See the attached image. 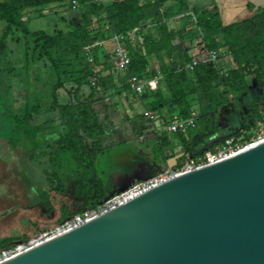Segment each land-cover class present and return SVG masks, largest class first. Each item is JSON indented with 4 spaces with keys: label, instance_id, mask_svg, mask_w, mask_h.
<instances>
[{
    "label": "rangeland",
    "instance_id": "obj_1",
    "mask_svg": "<svg viewBox=\"0 0 264 264\" xmlns=\"http://www.w3.org/2000/svg\"><path fill=\"white\" fill-rule=\"evenodd\" d=\"M186 3L189 7L207 4L205 0ZM25 11L27 29L47 36L65 34L81 24L82 7L71 10L68 5H48ZM164 16L159 11L149 12L147 21L139 24L146 26L143 40L136 38V42L142 40V46L131 48L146 62L145 70L139 73L144 103L161 116H169L173 107L192 112L194 127L158 139L149 133L140 106L125 88L109 38L98 42L100 46L94 43L81 48L79 58L69 54L66 45L53 51L61 64H69L70 77L55 92L56 104L65 109L43 113L50 105L54 83L49 62L32 39L17 31L8 35L7 51L0 58V76L9 110L22 127L15 147L3 141L7 128L1 121L0 95V260L167 177L168 172L182 166L187 154L214 151L227 137L247 141L255 136L251 128L261 106L258 83L264 80V71L254 72L251 61L233 63L223 51L210 61L198 37L183 44L195 63L212 65L219 76L229 79L228 85L218 89L227 90L222 96L226 104L220 103L216 109L191 82L190 71L186 72L187 81L172 91L162 80L153 84L149 68L158 70L157 61L164 60L166 44H179L175 38L181 28L179 19L171 15L162 21ZM3 27L0 21V36ZM82 122L97 125L105 133L86 129ZM63 147L65 151H56Z\"/></svg>",
    "mask_w": 264,
    "mask_h": 264
},
{
    "label": "water",
    "instance_id": "obj_2",
    "mask_svg": "<svg viewBox=\"0 0 264 264\" xmlns=\"http://www.w3.org/2000/svg\"><path fill=\"white\" fill-rule=\"evenodd\" d=\"M0 264H264V140L152 184Z\"/></svg>",
    "mask_w": 264,
    "mask_h": 264
},
{
    "label": "trees",
    "instance_id": "obj_3",
    "mask_svg": "<svg viewBox=\"0 0 264 264\" xmlns=\"http://www.w3.org/2000/svg\"><path fill=\"white\" fill-rule=\"evenodd\" d=\"M68 1L4 0L0 2V21L4 24L3 32L0 36V58L7 51L6 38L11 32L17 31L23 38L32 39L36 42L39 52L49 62L54 83L50 89V105L47 109L43 110V113L65 109V106H58L56 104L55 92L61 89L62 85L70 77L67 74L69 64H61L59 59L53 56V51L57 47L66 45L65 47L70 49L69 54L79 58L81 48L110 38L112 33L125 37L127 33L137 31L138 36L142 37L143 40V31L146 26L139 24L147 21V14L152 11L164 13V18H161L162 21L174 15L179 19L181 24V28L175 36L179 40V44H166L164 60L158 58L157 61L158 70H155L153 67L149 68L150 78L158 74L160 76L159 80L163 81L164 86L169 91L185 83L188 78L186 72L190 71L191 82L205 94L206 98L211 99L214 104V108L212 109H216V106H219L220 103L226 104V98L223 97L227 90L221 89V92L218 91L219 87L229 84V79L226 76H219L216 68L205 62H197L191 69L186 68L193 60L185 48H183V44L197 37L202 42L204 49L215 51L217 57L219 56V51H223L221 53H226L233 63L244 64L245 61H251L255 67L254 72L257 70L264 71V9L256 11L248 19L222 26L219 21L217 7L212 0L204 6L193 7H189L186 0H142L141 2L140 0H105L104 11L110 25L109 29L104 25L105 17L103 16V9L100 3L93 2V0H76L78 7H82L80 14L81 24L74 26L72 30L61 35L47 36L43 31H30L27 29L26 20L23 19L25 10L38 11V9L48 5L69 6ZM165 7L169 9L164 10ZM142 40L139 39L140 42H136L135 40L133 43L123 41L124 47L130 57L129 71L140 79L139 73L145 70L146 62L144 59L136 57L132 53L131 48L142 46ZM85 73L90 74V70H86ZM79 79L83 81L84 76L79 77ZM261 83L264 84L263 79L258 84ZM125 88L128 91L126 85ZM6 91L0 76V95L3 97V119L1 121H3V128H7L3 130L6 132L3 134V141L14 146L22 125L20 124V120H17L15 115L9 110ZM142 98L144 101L145 94H142ZM148 109L158 114L154 108ZM172 109L169 115L176 113L182 118L189 116L188 111L181 112V110L175 107ZM253 111H255L254 108ZM256 119H258L257 114ZM82 125L86 129L96 131L99 135L105 133L97 125H88L85 122H82ZM162 136H166V134ZM65 150L66 148L63 147L58 148L56 151L60 153Z\"/></svg>",
    "mask_w": 264,
    "mask_h": 264
},
{
    "label": "built area",
    "instance_id": "obj_4",
    "mask_svg": "<svg viewBox=\"0 0 264 264\" xmlns=\"http://www.w3.org/2000/svg\"><path fill=\"white\" fill-rule=\"evenodd\" d=\"M93 2L100 3L103 9V16L105 17L104 25L110 29V25H109L108 20L106 19V14L104 11L105 0H93ZM68 4L71 10H74L78 7L76 0H69ZM137 36H138V32L135 31V32L127 33L125 37L121 35H115L114 33H112L111 37L109 38L114 44L113 55L115 57L116 66H117L118 71L124 77V83L127 86L128 93L130 94L131 97L134 98L136 104L140 106V115L142 119L144 120L145 124L148 126V131L151 134V136L158 139L163 134L172 135V134H177V133H184L187 129L194 127V117H193L194 114L192 112L189 113V116L187 118H182L178 116L176 113H173L169 116H161L157 114L156 112H152L145 106V103L142 98L143 82L141 81L140 78L130 73L129 71L130 57L123 44L124 40L133 43L136 40ZM97 45L100 46V43H97ZM85 51H86L85 54L88 57V61L91 62L92 56L89 52V49L86 48ZM216 57H217V54L215 51L207 52V58L210 61H214ZM194 64L195 62L192 61L191 64L186 66V68L191 69V67ZM152 78H153L152 79L153 84H156L159 81L160 76L157 74L156 76ZM259 95L261 96V106L257 111L258 119L256 120L255 124L251 128V130H253L255 133V136L253 138H250L249 140L245 141L243 137H238V138L227 137L221 142L220 146H218L214 151H209V152H206L203 154H197V155L187 154L185 155L182 166H180L176 170H172L171 172H168L169 175L167 177L159 179L157 182H160L162 180L177 176L179 174L189 172L197 168L223 160L234 154L239 153L242 149H244L245 147L249 145L263 141L264 140V84L262 83L259 84ZM147 187L148 186L144 188H147ZM144 188H141L140 190ZM140 190L130 193L128 195L122 196L121 198L117 199L112 205L107 206L106 208H109L119 203L120 201L125 200L135 195Z\"/></svg>",
    "mask_w": 264,
    "mask_h": 264
},
{
    "label": "crops",
    "instance_id": "obj_5",
    "mask_svg": "<svg viewBox=\"0 0 264 264\" xmlns=\"http://www.w3.org/2000/svg\"><path fill=\"white\" fill-rule=\"evenodd\" d=\"M3 1V0H0ZM207 3L210 0H205ZM217 7L222 26L250 18L256 11L264 9V0H212ZM24 13L23 19L26 20ZM27 22V21H26Z\"/></svg>",
    "mask_w": 264,
    "mask_h": 264
},
{
    "label": "bare ground",
    "instance_id": "obj_6",
    "mask_svg": "<svg viewBox=\"0 0 264 264\" xmlns=\"http://www.w3.org/2000/svg\"><path fill=\"white\" fill-rule=\"evenodd\" d=\"M261 142V141H260ZM259 143V142H258ZM254 144H256V143H254ZM254 144H252V145H249V146H247V147H245L244 149H246V148H248V147H250V146H253ZM244 149H242L241 151H243ZM130 198V197H129Z\"/></svg>",
    "mask_w": 264,
    "mask_h": 264
}]
</instances>
